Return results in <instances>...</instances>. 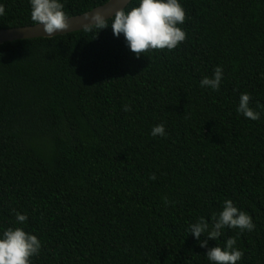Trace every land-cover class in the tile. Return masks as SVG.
I'll list each match as a JSON object with an SVG mask.
<instances>
[{
  "label": "trees",
  "instance_id": "obj_1",
  "mask_svg": "<svg viewBox=\"0 0 264 264\" xmlns=\"http://www.w3.org/2000/svg\"><path fill=\"white\" fill-rule=\"evenodd\" d=\"M107 1L61 0L68 18ZM180 3L174 50L137 57L112 18L0 44V237L36 235L31 264H213L208 248L230 237L237 264H264V0ZM0 4V29L34 25L30 0ZM217 66L219 90L202 87ZM242 93L258 120L238 113ZM226 199L254 230L189 232Z\"/></svg>",
  "mask_w": 264,
  "mask_h": 264
},
{
  "label": "clouds",
  "instance_id": "obj_2",
  "mask_svg": "<svg viewBox=\"0 0 264 264\" xmlns=\"http://www.w3.org/2000/svg\"><path fill=\"white\" fill-rule=\"evenodd\" d=\"M30 4L33 24L42 26L48 37L70 27L61 0H30ZM4 12V6L0 4V15ZM185 19L186 12L180 0H140L139 5L130 10L117 8L112 15L111 27L115 36L124 35L130 50L140 57L151 50H174L186 39V32L178 26L183 24ZM107 20L105 13L96 11L89 17L90 22L86 23L84 28L87 31L94 28L100 31L108 27ZM222 76L223 70L217 66L212 77L205 76L202 79L201 86L219 90ZM250 99L249 93H242L237 111L248 119L258 120L260 114L249 106ZM124 110L130 111V106L125 105ZM152 135H165V126H154ZM150 178L155 180L156 176L153 174ZM164 201L166 205L170 203L166 197ZM16 219L18 223H24L28 218L25 214L17 212ZM211 221L210 225L207 219L200 217L189 226V232L197 239L201 234H206L208 239L218 240L226 227L239 228L241 231L255 229L252 217L234 206L231 199L224 201L219 213L212 214ZM235 245V237L228 238L224 247L217 245L208 248V240H200V246L208 248L206 255L213 264H237L244 253ZM41 246V241L36 235L22 227H9L0 237V264H31L30 258L39 254Z\"/></svg>",
  "mask_w": 264,
  "mask_h": 264
},
{
  "label": "water",
  "instance_id": "obj_3",
  "mask_svg": "<svg viewBox=\"0 0 264 264\" xmlns=\"http://www.w3.org/2000/svg\"><path fill=\"white\" fill-rule=\"evenodd\" d=\"M131 2L132 0H108L104 4L86 13L69 17L68 22L70 27L64 30L63 32H58L56 35L67 34L85 29L84 25L90 22L89 17L92 14H94L96 11L105 13L108 16V19L112 18V15H114V12L117 8L119 7L126 8ZM39 37H48L47 34L43 31L42 26L29 25V26L0 29V44L19 40V39H29V38H39Z\"/></svg>",
  "mask_w": 264,
  "mask_h": 264
}]
</instances>
